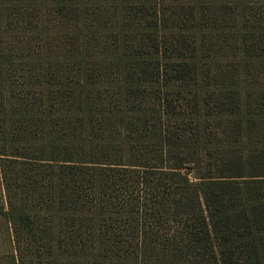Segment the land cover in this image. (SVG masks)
Instances as JSON below:
<instances>
[{
  "label": "trees",
  "instance_id": "16d2710c",
  "mask_svg": "<svg viewBox=\"0 0 264 264\" xmlns=\"http://www.w3.org/2000/svg\"><path fill=\"white\" fill-rule=\"evenodd\" d=\"M71 2L64 0L63 6ZM42 15L35 16L39 20ZM29 24L36 32L32 20ZM6 34L0 28V52ZM155 50L157 65L141 66L132 57L143 77L160 85L155 116L124 119L128 137L119 150H114L113 141L102 143L100 138L94 146L99 153H92L89 161L75 135L67 144L71 148L56 145L59 124L53 98L48 103L40 98L39 108L22 101L24 110L12 112L4 102H17L13 84L10 94L1 81L0 113L7 111L0 115V166L8 208L0 214L10 248L0 261L264 264V140L260 146L231 144L250 138L255 126L264 138V99L256 102L258 120L244 124L231 113L239 108L235 101H229L230 109L223 108L226 96L220 95L223 101L210 105L217 88L207 95L211 84L195 87L189 61L168 59L158 44ZM256 50H261L264 62V49L260 45ZM11 55L0 58L13 70ZM138 58L151 60L150 52ZM10 68L0 67V77L8 78ZM65 94L57 90V96L67 100ZM209 116L217 118L215 135L221 146L208 139ZM224 117L231 124L223 125ZM35 126L47 131H36ZM39 132L40 141H50L29 153V142L38 141ZM7 141L10 151L5 150ZM18 146L26 151L19 153Z\"/></svg>",
  "mask_w": 264,
  "mask_h": 264
},
{
  "label": "rangeland",
  "instance_id": "374dc122",
  "mask_svg": "<svg viewBox=\"0 0 264 264\" xmlns=\"http://www.w3.org/2000/svg\"><path fill=\"white\" fill-rule=\"evenodd\" d=\"M63 2L0 0V28L7 32L0 54H12L16 64L12 70L9 62L0 58V67L10 68L8 78L0 77V92L4 80L10 94L9 85L13 84L17 98V102L6 98L4 105L17 112L24 110L22 101L28 107L39 108L40 98L46 103L53 98L54 109L58 110L59 125L55 129L59 134L54 140L57 146L71 148L67 144L75 135L89 161L94 159L92 153H99L94 146H98L100 138L102 143L113 141L114 150H119L120 143L126 141L124 137H128L122 125L124 119L143 121L155 116L160 85L150 76L144 78L132 57L141 66L142 62L157 65L156 44L168 59L180 56L192 64L195 87L211 84L205 89L207 95L217 88L209 98L211 106L222 102L219 96L224 95L223 108L230 109L229 101H235L239 108H233L231 113L244 124L258 120L261 110L256 102L264 99V62L261 50L256 49L260 45L264 49V0H72L68 7ZM37 13H43L39 20ZM31 20L36 32L29 28ZM149 52L151 60L138 58ZM58 89L66 91L67 100L57 96ZM216 119L209 116L207 122L208 139L214 145L220 144L215 135ZM221 121L223 125L231 124L225 117ZM251 131L250 138L236 140L232 146H260L264 138L259 126ZM41 137L39 132L38 141L33 138L29 142V153L50 141H40ZM9 144L5 143L6 151H10ZM16 149L19 153L26 151L22 146ZM7 208L0 166V211ZM9 248L6 223L0 214V258H5ZM35 263L26 260V264Z\"/></svg>",
  "mask_w": 264,
  "mask_h": 264
}]
</instances>
